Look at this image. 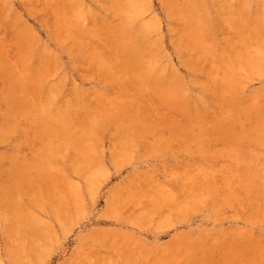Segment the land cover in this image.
I'll list each match as a JSON object with an SVG mask.
<instances>
[{
  "label": "rangeland",
  "instance_id": "1",
  "mask_svg": "<svg viewBox=\"0 0 264 264\" xmlns=\"http://www.w3.org/2000/svg\"><path fill=\"white\" fill-rule=\"evenodd\" d=\"M0 264H264V0H0Z\"/></svg>",
  "mask_w": 264,
  "mask_h": 264
},
{
  "label": "bare ground",
  "instance_id": "2",
  "mask_svg": "<svg viewBox=\"0 0 264 264\" xmlns=\"http://www.w3.org/2000/svg\"><path fill=\"white\" fill-rule=\"evenodd\" d=\"M133 3V2H132ZM129 4H131V3H129Z\"/></svg>",
  "mask_w": 264,
  "mask_h": 264
}]
</instances>
